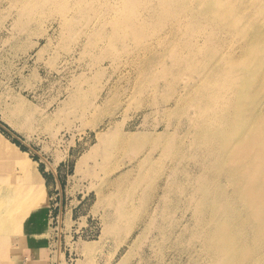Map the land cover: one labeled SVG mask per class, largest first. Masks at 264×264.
<instances>
[{"label":"rangeland","instance_id":"obj_1","mask_svg":"<svg viewBox=\"0 0 264 264\" xmlns=\"http://www.w3.org/2000/svg\"><path fill=\"white\" fill-rule=\"evenodd\" d=\"M192 1L188 10L161 0H0V133L31 167L0 150V193L42 186L47 201L32 215L47 236L30 239L42 258L48 239L49 264L264 263V220L252 223V202L225 176L230 195L204 227L214 217L202 193L209 180L183 158L195 152L201 115L179 101L194 96L211 56L224 75L243 77L251 69L232 64V52L255 38L249 63L264 59V0ZM262 71L250 82L254 106L264 102ZM11 220L0 226V264L14 263L27 230ZM241 236L245 251L226 259Z\"/></svg>","mask_w":264,"mask_h":264},{"label":"bare ground","instance_id":"obj_2","mask_svg":"<svg viewBox=\"0 0 264 264\" xmlns=\"http://www.w3.org/2000/svg\"><path fill=\"white\" fill-rule=\"evenodd\" d=\"M176 1L177 5L174 9L177 7L179 9V7H182L183 5H188L190 7L187 8L188 10L192 8L191 3H189L192 0H161V5L172 6ZM205 13L208 17L212 16L213 18L218 19L220 21V24L218 23L219 27L223 28L224 26H229V24H225L223 20H221L220 13L216 8L209 7L206 9ZM136 16H141L138 11L136 12ZM170 28H172V26ZM136 30H138V28ZM169 32L174 35L176 30L172 29L171 31H168V33ZM254 42L255 38L252 39L251 43L247 42L242 44L237 50L232 52L233 56L231 55L232 60H230L232 64H235V66H241L246 71L251 69L249 72L245 73L243 77H239L236 72H234V74L230 72L229 74L224 75V71H222V68L219 66L220 59L213 60L211 56L210 61H212V63L208 71L201 79H199V83H195V85L190 88V92L194 91V96H192V93L189 95L191 96L189 99L186 97L184 99L182 97L184 93L181 97L179 96V101H182V106L184 107L183 110L189 108V106L193 104L195 105L193 107H196L197 113L199 112L201 115L198 124L200 127L198 136L195 141L192 140L193 146L191 149L193 148L195 152L191 156H185L184 154L183 158L186 159L188 157V160L193 161L194 166L197 167L195 169L200 173L195 175H199L198 177L201 175L203 178H206L204 181H210L204 185L202 193L209 198V203L205 207H208L209 210L212 211L211 213L214 217L211 218L207 216V219L204 220L206 221L204 227H207L208 225L211 227L216 223L217 218L213 212L216 210L218 201L219 199H224L227 195H230L224 190L225 184L222 182L223 176L227 177V180L234 186L233 194L235 196H242L245 205H247V203L249 205L250 201L252 202L251 211H256L253 214H249L252 223L256 222L260 225L264 220V198L261 201L256 200V196L260 197L261 194L264 193V102L259 103L257 100V103L254 106L253 100L255 88L250 84L252 80H255L254 76L258 75V72L261 69H264V63L262 64L264 59L262 57L257 67H251L249 61L253 56L251 45H253ZM227 58L228 57H226V59ZM261 75H263V73H261ZM167 83L169 85V81ZM258 83L259 82H257V84ZM255 84L256 83L254 82V87ZM242 86L251 87L249 89H243ZM182 88L184 87H181V89ZM170 89H172V87ZM175 102L177 104L178 98L175 99ZM175 102L173 103L174 105ZM156 103L157 102H155V104ZM9 126L15 131H18L15 129L14 125L9 124ZM217 132L220 133L217 134ZM0 150L15 158L21 165H23L24 171L29 174L31 167L30 162L27 160L28 157L26 158V152L20 150L15 143L11 142L2 133H0ZM30 177L31 176H29L28 179H30ZM29 181L32 180L30 179ZM34 184H30L22 189L6 190L0 193V226L3 224L7 226V223L12 221L11 218H13L15 221L14 225H11V223L8 225H11L14 229H18L21 226L23 229H29V234H32L36 239L41 240L45 239L47 236L46 222L34 220L32 212L36 208H39L42 203L47 201V195L44 193L43 188H41L42 186H34ZM242 210H245L244 205L241 206V208L236 207L233 211L240 212ZM206 215H208L207 212ZM27 217H30V220H27ZM236 238L238 240L236 247L230 246L226 249L229 252L228 257L226 258L228 260L232 259L231 257H234V255H238L245 251L244 245L248 236ZM227 244H229V238ZM255 248L256 246L253 247V249ZM202 254L203 253H201V255ZM40 260L42 262V255L37 253L34 264H38Z\"/></svg>","mask_w":264,"mask_h":264},{"label":"crops","instance_id":"obj_3","mask_svg":"<svg viewBox=\"0 0 264 264\" xmlns=\"http://www.w3.org/2000/svg\"><path fill=\"white\" fill-rule=\"evenodd\" d=\"M33 216H34V220H41L43 222H46V220L42 219L40 217V215H38L37 213H35V214L33 213ZM46 227H47V224H46ZM28 231H29V229L25 230V232H23L21 235H19L14 240L15 246L20 247L21 250L17 251L18 257H16L17 259L13 261L14 262L13 264H34V262L36 261V255H37L36 249L34 247V242H32L30 239V234L28 233ZM49 246H50V244H49V241L47 239L46 243L44 245V248L42 249V253H44L43 260H42V262L40 260L38 264H49L48 259H47ZM15 254H16V252H15ZM3 260H4V262L9 261V259L8 260L3 259ZM4 264H8V263H4Z\"/></svg>","mask_w":264,"mask_h":264}]
</instances>
